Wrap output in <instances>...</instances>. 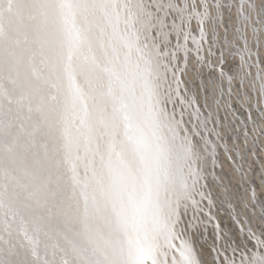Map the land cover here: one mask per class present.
Masks as SVG:
<instances>
[{"label": "snow or ice", "instance_id": "obj_1", "mask_svg": "<svg viewBox=\"0 0 264 264\" xmlns=\"http://www.w3.org/2000/svg\"><path fill=\"white\" fill-rule=\"evenodd\" d=\"M200 92L264 104V0H0V264H264Z\"/></svg>", "mask_w": 264, "mask_h": 264}, {"label": "bare ground", "instance_id": "obj_2", "mask_svg": "<svg viewBox=\"0 0 264 264\" xmlns=\"http://www.w3.org/2000/svg\"><path fill=\"white\" fill-rule=\"evenodd\" d=\"M253 2L258 3L259 0ZM224 22L230 23L228 14ZM253 51L259 49L254 47ZM209 78L207 69L203 73H194L188 83L189 94L197 95V90L207 84ZM217 99L227 100V103L217 105L210 94L206 96L203 92L199 93V106L204 115L211 111L213 119L218 122L216 125L210 123L208 127H216L221 137L218 139L216 135L211 136L218 147L216 164L209 162L208 165V170L215 173V179L209 176L208 180L213 184L214 194L221 193L219 197L214 195L217 207L213 211L217 213V222L221 223L224 230L222 243L227 246L244 239V234H239L238 226L231 220V215L245 211L241 199L247 203L250 217L258 219V214L264 210V133L260 131L264 124V115L260 109L264 108V104L256 106L255 95L249 101L243 93L239 97L233 94L231 98L218 94ZM251 191H255L254 196H251ZM228 202L233 206L231 209L228 208ZM208 227L206 247L213 242L211 224Z\"/></svg>", "mask_w": 264, "mask_h": 264}, {"label": "water", "instance_id": "obj_3", "mask_svg": "<svg viewBox=\"0 0 264 264\" xmlns=\"http://www.w3.org/2000/svg\"><path fill=\"white\" fill-rule=\"evenodd\" d=\"M185 119H187V117H185ZM213 136H215V135H213ZM251 193H252V191H251ZM251 196H253V193L251 194Z\"/></svg>", "mask_w": 264, "mask_h": 264}]
</instances>
